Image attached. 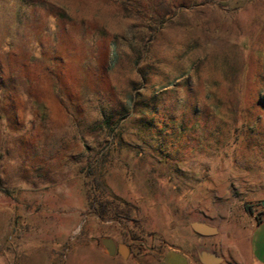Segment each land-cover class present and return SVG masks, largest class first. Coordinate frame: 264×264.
<instances>
[{
    "label": "rangeland",
    "instance_id": "1",
    "mask_svg": "<svg viewBox=\"0 0 264 264\" xmlns=\"http://www.w3.org/2000/svg\"><path fill=\"white\" fill-rule=\"evenodd\" d=\"M263 201L264 0H0V264H157Z\"/></svg>",
    "mask_w": 264,
    "mask_h": 264
},
{
    "label": "crops",
    "instance_id": "2",
    "mask_svg": "<svg viewBox=\"0 0 264 264\" xmlns=\"http://www.w3.org/2000/svg\"><path fill=\"white\" fill-rule=\"evenodd\" d=\"M194 221L209 223L218 231L201 234L193 228ZM247 222L231 224L226 220L223 227L206 218L193 220L190 223L193 234L186 239L189 245L163 246L157 264H204L199 257L201 248L217 251L223 256V260L216 264H264V213L260 220L255 216L249 217Z\"/></svg>",
    "mask_w": 264,
    "mask_h": 264
},
{
    "label": "water",
    "instance_id": "3",
    "mask_svg": "<svg viewBox=\"0 0 264 264\" xmlns=\"http://www.w3.org/2000/svg\"><path fill=\"white\" fill-rule=\"evenodd\" d=\"M263 205H264V201H263ZM192 226L197 232L201 234L215 233L218 231V228L216 226L201 221L192 222ZM101 242L107 249L109 255L114 256L118 250L123 257H126L129 253V248L126 244L124 243L117 244L116 240L111 237L102 238ZM199 257L204 264H216L223 260V256L219 254L217 251L209 250L205 248H201L199 250ZM136 264H142V263L138 261Z\"/></svg>",
    "mask_w": 264,
    "mask_h": 264
},
{
    "label": "trees",
    "instance_id": "4",
    "mask_svg": "<svg viewBox=\"0 0 264 264\" xmlns=\"http://www.w3.org/2000/svg\"><path fill=\"white\" fill-rule=\"evenodd\" d=\"M103 190V192H104V188L102 187L101 188V191ZM101 195H104V193L103 194H101ZM98 199H99V214L102 216V217H104V216H106V214H107V212L112 208V207H110V204L111 203H109V201L108 200H106V199H104V198H102V197H100V196H98ZM262 214V213H261ZM258 217V219L260 220L261 219V215H258L257 216Z\"/></svg>",
    "mask_w": 264,
    "mask_h": 264
},
{
    "label": "flooded vegetation",
    "instance_id": "5",
    "mask_svg": "<svg viewBox=\"0 0 264 264\" xmlns=\"http://www.w3.org/2000/svg\"><path fill=\"white\" fill-rule=\"evenodd\" d=\"M117 242V241H116ZM102 243V242H101ZM103 244V243H102ZM117 244H119V242H117ZM124 244H126L127 246H128V248H129V253H128V256H132V255H135L136 257H139L140 255H141V253H137L136 251H135V249L133 248V246L132 245H130L128 242H125ZM105 247V246H104ZM107 250V249H106ZM161 251H162V249H161V247H158V248H152L151 249V252L150 253H152V254H154V255H156V256H160V254H161ZM108 252V251H107ZM109 254V253H108ZM115 255H121L122 256V254L119 252V250L117 251V253L115 254ZM160 258V257H159Z\"/></svg>",
    "mask_w": 264,
    "mask_h": 264
}]
</instances>
